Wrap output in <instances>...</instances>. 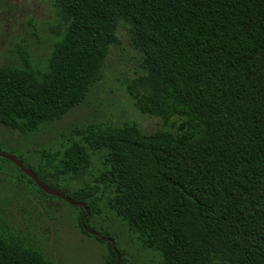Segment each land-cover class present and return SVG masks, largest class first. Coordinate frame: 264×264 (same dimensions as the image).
Segmentation results:
<instances>
[{"label": "trees", "instance_id": "obj_1", "mask_svg": "<svg viewBox=\"0 0 264 264\" xmlns=\"http://www.w3.org/2000/svg\"><path fill=\"white\" fill-rule=\"evenodd\" d=\"M53 6L58 39L45 68L0 64V124L27 133L63 119L102 78L120 27L141 55V74L127 81L133 105L163 121L150 132L135 121L75 127L55 164L38 169L86 203L89 215L70 204L82 232L93 235L83 218L113 212L157 264H264V0ZM107 244L105 264H117ZM0 264L54 263L0 232Z\"/></svg>", "mask_w": 264, "mask_h": 264}, {"label": "rangeland", "instance_id": "obj_2", "mask_svg": "<svg viewBox=\"0 0 264 264\" xmlns=\"http://www.w3.org/2000/svg\"><path fill=\"white\" fill-rule=\"evenodd\" d=\"M57 20L53 0H0V64L20 65L27 59L34 67L45 68L58 39L51 29ZM118 34L120 43L111 47L102 78L81 104L60 121L42 124L27 133L0 124V150L16 155L38 172L54 163L55 153L75 127L135 121L145 131L161 128L162 119L142 114L133 105L127 81L141 74V55L124 27ZM53 173L48 170L50 179L43 181L64 189V180ZM79 213L78 208L60 198L40 193L17 165L0 157V232L38 249L54 264H105L108 241L82 232ZM87 225L113 238L118 251L129 259L128 264H157L160 260L158 252L144 246L113 212L95 215Z\"/></svg>", "mask_w": 264, "mask_h": 264}, {"label": "water", "instance_id": "obj_3", "mask_svg": "<svg viewBox=\"0 0 264 264\" xmlns=\"http://www.w3.org/2000/svg\"><path fill=\"white\" fill-rule=\"evenodd\" d=\"M0 157L6 158L10 161H12L13 163H15L28 177H30L31 179L34 180V182L38 185V187L40 189H42L45 193L49 194V195H54V196H58L60 198H62L63 200H65L67 203L74 205V206H79V207H83L86 209L87 214H90V211L86 205L85 202H79V201H75L72 197H70L69 195H67L66 193L52 188L51 186H49L47 183H45L39 176L38 174L32 170L31 168H29L28 166H26L16 155L6 152V151H2L0 150ZM81 224L83 226V229L85 231H87L90 234L96 235L97 237H99L100 239L104 240V241H108L111 243L112 248L116 251L117 253V264H121V254L118 251L115 241L113 238L108 237V236H104L102 235L100 232L90 228L86 222L85 219L83 218L81 220Z\"/></svg>", "mask_w": 264, "mask_h": 264}]
</instances>
